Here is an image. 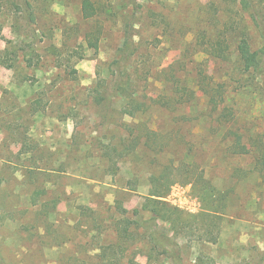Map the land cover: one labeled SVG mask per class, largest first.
Wrapping results in <instances>:
<instances>
[{"label": "rangeland", "instance_id": "1", "mask_svg": "<svg viewBox=\"0 0 264 264\" xmlns=\"http://www.w3.org/2000/svg\"><path fill=\"white\" fill-rule=\"evenodd\" d=\"M82 1L0 0V261L264 264V70H244L236 30L227 59L198 43L235 21L259 50L264 0L238 15L226 0H93L91 19ZM99 84L121 89L98 105ZM152 198L179 249L135 222Z\"/></svg>", "mask_w": 264, "mask_h": 264}, {"label": "trees", "instance_id": "2", "mask_svg": "<svg viewBox=\"0 0 264 264\" xmlns=\"http://www.w3.org/2000/svg\"><path fill=\"white\" fill-rule=\"evenodd\" d=\"M226 1L230 2V4H232L233 2L234 4L240 7L239 10H237V15H238V14H241V12H248V11L252 12L251 10L254 7L253 3L255 0H226ZM98 12H99L98 6L95 4L93 0H83L82 1V16L84 19L94 18L98 14ZM251 20L261 29V37L263 39V44L259 50H255L252 47L247 29L245 28L240 29L239 24L235 21H233L232 23L225 24L223 28L224 30H221L218 33L217 37H215L214 39L207 41L206 39H204L205 37L203 36L202 40H199L198 43H201L202 41L204 44L207 43L208 46L205 49L207 53L217 58L227 59L231 54L230 53L231 52V43H230L231 37L229 36L230 34L229 31L231 29L236 30V32L238 33V37H239L236 49L238 53V58L244 70L246 71L253 70V71L262 73L264 70V25L261 23V19H259L258 14H256L255 12L251 13ZM126 28L127 29L125 32L124 45H123V48L121 49L122 55L124 54L123 57L125 59L127 58L126 56H127L128 47L133 44V33H132L133 25L131 24V22L127 24ZM98 31L100 33V30ZM99 39H100L99 34H97L96 32H90L86 40L90 48L98 49ZM118 63L119 62H116L117 65ZM121 77H122L121 75L116 76V79H118L120 83L122 82V80L120 79ZM120 89H121L120 85H118L117 88H113V87L103 88V86L99 84L96 88L93 89V93H94L93 98L98 105H103L104 103L111 102L114 98H116ZM177 91L182 92V89L177 88ZM209 93H210V90H209ZM210 102L214 106V108L217 107L218 101L216 99V96L212 95L210 98ZM124 112L129 113L130 115H134L133 111L125 110ZM235 152L241 153V154L248 153L247 147L243 145L241 142L240 135H237V142L235 143ZM205 193H208V191H206ZM148 203H151L153 205V208L150 210V212L153 213V217L149 218L148 220H142L138 218V211L136 210L135 213L137 214L138 219H136L135 222L142 223L144 221L146 223V227L149 228L148 230L151 232L154 241L161 247L167 248V245H171L174 248L178 247L177 249H179L178 242L174 236H169L164 233L162 234L159 232L158 228L156 227L158 216H160L159 213L161 214L163 208H165L164 202H162L159 199L152 198L149 200ZM202 216L203 217L207 216L208 218H212V215H210L209 213L203 214ZM197 218L198 216H195L192 223H196ZM181 224H184L185 227H190V223L181 222ZM199 225L203 227L204 232L206 233L207 237L209 236L208 238H205L207 241H210L213 243H216L218 241L219 231L216 230L215 228L217 227V225L214 226L213 224H205V223L199 224ZM212 227H214L213 230L211 229ZM0 264H4V263L0 261ZM107 264H111V263H107ZM133 264H138V263L133 262ZM174 264H179V263L175 262Z\"/></svg>", "mask_w": 264, "mask_h": 264}]
</instances>
